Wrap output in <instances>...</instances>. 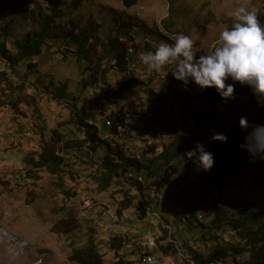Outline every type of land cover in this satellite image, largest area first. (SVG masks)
Returning a JSON list of instances; mask_svg holds the SVG:
<instances>
[{
	"label": "rangeland",
	"instance_id": "obj_1",
	"mask_svg": "<svg viewBox=\"0 0 264 264\" xmlns=\"http://www.w3.org/2000/svg\"><path fill=\"white\" fill-rule=\"evenodd\" d=\"M241 7L256 10L258 19L264 23V0H137V4L129 9L123 5V0H0V25L8 27L9 47L22 42L28 33L38 32L43 22L53 19L56 9L57 14L62 13L61 18L53 20L50 29L52 48L31 61L39 65V72L34 73L37 77L35 85L38 86L35 89L39 94L28 90L34 87L32 85L27 90L20 87L21 82L33 80L32 76L28 80L14 76L13 86L0 82V233L3 237L0 240L3 248L0 250V264L11 263L7 255L9 248L16 252L17 260L13 264H69L72 249L84 247L89 236L95 235L102 252L107 253L110 238L117 234L132 239L136 234L139 235L137 243L125 250V254L129 253V258L134 260L133 264H137L139 257L151 252L142 232L147 229L155 230L158 242L161 239L160 226L164 222L162 223L161 215L150 211L148 206L153 194L147 191L141 193L140 188L135 185L136 181L146 184L139 181L144 180L143 175L131 171L129 175H121L116 179L111 189L101 191L94 175L104 157V151L97 149L93 152L92 143L86 146L81 144L86 138L85 127L75 118V114L81 117L83 115V119L99 127L102 133L99 134L100 138L105 135L100 130L104 129V121L100 108L96 105L98 102L89 97L90 87H83V79H89L88 74H83L86 67L84 62L95 68V61L105 57V46L111 39L116 37L128 41L126 37L129 34L136 47L131 46L129 52L137 53L138 69L155 78L144 87V91L139 87L129 86L122 92L126 102L140 97L145 102L143 108H132L137 111L146 110L153 117L159 103L153 100L149 91L156 94L162 92L167 97V101L163 102L166 115L174 116L175 121L166 123L167 128L153 127L147 133L141 128L145 124L135 127L137 131L135 128L128 129L122 132L129 134L125 136L124 142L117 137L114 140V136L109 135L106 139L113 146L120 141L128 155L139 158L133 155L142 152L144 146H150L157 151L169 141L173 136L171 134L188 129L182 117L186 114L183 110L185 102L193 105L203 117L214 112L217 117L214 130L225 134L228 140L227 143H221L212 141L210 137L206 141L205 149L213 154L214 162L230 174L223 182V196L228 202L246 203L247 206L256 207L259 218L264 221V160L250 162L248 153L239 147L244 143L245 136L244 130L239 126L241 116L246 117L250 124H264V107L258 104L251 89L236 83L234 99L224 103L220 98L217 103L211 104L206 89L200 90L194 83L190 82L187 88L195 89L196 97L189 98L179 89L178 84L182 82L171 75L174 66H165L161 73L156 74L149 72L139 59L140 54L151 50L147 47L148 44L154 49L161 43L171 44L179 33L192 38L198 58L204 51H210L218 44L219 33L230 27L236 11ZM165 19L173 26L170 33L162 27ZM71 23L87 33V44L92 47L87 51L89 61H77V57L70 53L66 54L65 59L59 53L65 52L67 43L64 38ZM122 25L124 28H121ZM128 43L131 45L130 41ZM26 65L24 62L19 66L21 75L27 73ZM104 67H107L106 62ZM2 72L7 75L12 73L8 64L0 59V73ZM118 75L120 74L111 71L104 82L115 86ZM137 77L146 79L140 75ZM130 78L129 75L126 76L125 81L128 82ZM52 81L55 88L50 86ZM101 82L104 83L103 79ZM228 83L233 82L228 80ZM60 85L67 86L65 99L61 100L53 96ZM48 87L52 93L45 90ZM176 91H179V95ZM119 105L129 108V103ZM116 106L108 105L107 109L114 110ZM47 140L60 145L65 159L61 173L52 175L34 172V176L26 174L29 169L27 160L39 153ZM188 165L191 163L180 165L174 184L171 187L166 186L167 189L180 185L185 176H194ZM166 188L164 187V191H167ZM125 193L136 197L135 205L124 211L125 216L119 222H113L110 210L114 209V205L115 209L120 207L119 203L123 201ZM167 203L163 205L171 210L173 204ZM161 211L164 212L163 209ZM137 213H141L142 220L137 217ZM69 214L74 215L78 229L74 230L72 225V233L66 234L67 227L59 223ZM166 217L172 221L170 214ZM198 218L203 221L201 213ZM208 222L206 219L204 223ZM178 228L174 224L175 237L180 239ZM229 231L236 233L232 229H226L225 232L209 231L207 243L203 240L200 242L202 231L196 229L197 234L190 237V247L194 252L207 257L215 245V241L210 239L212 236H217L221 244L235 243L238 240L236 234L234 237L228 236ZM185 233H182L185 239L192 235L188 231ZM166 243H160L159 248ZM177 247L180 249V245L177 244ZM159 251L156 249L154 254L159 258L160 264H195L190 262L192 258H185L180 252L178 256H167ZM244 257L247 258L248 255ZM106 261L113 263L114 259L109 255ZM217 264L233 262L227 259Z\"/></svg>",
	"mask_w": 264,
	"mask_h": 264
},
{
	"label": "trees",
	"instance_id": "obj_2",
	"mask_svg": "<svg viewBox=\"0 0 264 264\" xmlns=\"http://www.w3.org/2000/svg\"><path fill=\"white\" fill-rule=\"evenodd\" d=\"M57 11L56 9L53 19L46 20L42 23L38 32L28 33L22 42L14 43L11 47L7 44L10 34L9 30H7L8 27L7 25H0V59L4 60L12 71L10 75H7L5 72L0 73V82H5L9 86H13L15 80L13 79L14 76H21L20 78L26 80L32 76V78H35V81L33 78L30 82H21L20 87L27 90L29 85H32L34 87L28 90L38 93V90L35 89L38 86L35 85L37 77L34 73L37 74L39 72V65L31 61L41 57L44 52L47 53L52 48L53 45L50 44V29L53 20H58L62 16V13L59 15ZM71 24L64 38V41L67 43L65 52L61 51L59 53L65 59L67 57L66 54L70 53L77 57V61L81 59L89 61L90 57L87 51L91 50L92 47L87 44V33H83L81 29H77L73 23ZM162 27L165 31L169 33L172 32L173 26L168 23L167 19L163 21ZM121 28H124V26L122 25ZM159 37L166 39L163 35H159ZM126 38L130 43L134 41L130 34ZM128 41H122L120 38L116 37L115 39H111L109 44L105 46V57H101V59L95 61V68L91 67V65H86L84 62L86 67L83 74H88L89 79H83V87L84 89L90 87V92H88L89 97L95 98V101L98 102L96 105L97 108H100V115L104 121V129L100 130L105 135H101L100 138L99 134L102 133L99 131V127L83 119V115L81 117L75 114V118L85 127L84 133L86 138L81 141V144L86 146L88 143H92L93 147L91 150L93 152L97 149H102L104 151V157L94 175V179L100 190L103 192L108 191L116 183V179H119L121 175H129V173L133 171L137 173V175L142 174L144 179L143 182L146 183L142 185L136 181L135 184V180H133V184L140 188L141 193L144 191L162 193V198L158 202L148 205L150 211L159 213L164 222V225L162 224V226H160L162 237L160 236L161 239L156 248L160 250V254L178 256L180 252L185 258H192L190 262H195V264H217L227 259H231L233 264H264V221H261L259 218L257 208L247 206L246 203L236 204L234 202H228L224 198L223 182L230 176L229 172L224 167L218 166L214 162L213 168L208 172H204L199 169L194 170L192 167L195 165L193 160H187L194 159L190 158L188 154L193 151L197 143H203L206 146V141L211 137V133L215 129L217 117L214 112H210L206 117H203L196 111L193 105H190L189 102H185L183 110L186 114L182 117L188 129L185 132L171 134L173 136L169 141L164 143L161 149L154 151L150 155H146L142 151V155L139 156V158L128 155L120 141H117L116 146H113L112 143L106 139L109 135L114 136V140H117V137L124 142L125 136L129 135L128 133H121L118 130V122L122 125H124V123L122 115L115 113V111H117L116 109H118L120 103L132 104L134 100L140 97L126 102V97L122 92L129 86L139 87L144 91V87L146 88L155 78L149 73H143L137 67L132 69V67L129 66L131 62L137 63L138 58L135 53L131 54L129 52L130 44ZM24 62L27 64V73L21 75L19 66ZM104 62L107 63L106 68L104 67ZM89 63L91 64V62ZM111 71L120 74L118 75L115 86L104 82L106 80V75ZM139 72L148 77L145 80L139 79V77H137ZM128 75L131 78L126 82V76ZM102 79L104 83L101 82ZM226 83H228V81H226ZM16 84H18V82H16ZM54 85L52 81L50 84L51 88H55ZM178 86L189 98L197 96L195 89L187 88V90H185L182 83H179ZM45 90L52 93L49 87L45 88ZM66 92L67 86L60 85L59 88L55 89L53 96L60 100L65 99ZM149 93L152 94L153 100L155 99L154 101H157L159 105L155 110V115L148 120V122L145 121L146 124L143 123L145 125L142 128H144L145 132L153 127L161 129L167 128L166 123H174L175 121L174 116L166 115V107L163 102L167 101V97L162 92L156 94L153 91H149ZM175 93L179 95V91ZM187 93H190V95H187ZM181 94L182 93H180V95ZM206 95L211 104L217 103L221 98L214 88L206 89ZM41 96L42 95H40V97ZM53 96L51 97L54 98ZM114 104L117 105L114 110L107 109L108 105ZM108 111L110 112L109 114H107ZM191 124L192 126H190ZM129 129L133 130L134 128L131 127ZM59 146L58 143L51 140H47L43 143L41 151L27 160L29 169L26 171V174H33L34 176V172H46L52 175H59L65 163ZM187 162L191 163L188 167L193 172V178L191 176H185L180 185L167 189L166 186L171 187L172 184H174L175 178L180 171V165H184ZM164 187L167 191H164ZM214 191H216V194H214ZM120 193L122 192L120 191ZM135 202V196H129L125 193L123 201L119 203L120 207L115 210L120 220L125 216L124 211L132 208ZM167 202L173 204L171 210L169 207L163 205L168 204ZM161 209H163L164 212H162ZM167 210L169 211L168 216L169 214L172 216V221H169L165 216ZM199 213L203 215V221L198 218ZM137 214V217L142 220L141 213ZM206 219L209 220L208 223H204ZM59 224L67 227L68 230H66V234L72 233L70 230L72 225H74V230L78 229L77 221L73 214H69L68 217ZM174 224L179 227L177 233H179L180 239L175 237ZM164 226L171 227V232ZM196 229L202 231L200 242L202 240L207 243L209 242L207 239L209 231L225 232L226 229L235 230V237H237L238 240L236 241L235 239V243L221 244L220 239L214 235L210 239L213 242L215 241V245L212 247L211 253L207 257H204L201 253L194 252L192 247H190V237H194L197 234L195 232ZM148 231L150 230L147 229L142 232L144 234L143 238ZM186 231L192 234L188 236L189 238L187 239L183 238L182 235V233ZM227 235L230 236V231ZM138 238L139 235L137 234L134 236V239L117 234L110 238L108 242V251L107 253H103L96 241L95 235L89 236L88 242L84 247L72 249L69 264H133L134 260L129 258V253L128 255L125 254V250L129 246L135 245ZM162 242L167 243L159 248ZM176 244H178V246L180 245V249L177 248ZM109 255L114 259L113 263H107L106 259ZM244 255H248V257L245 258Z\"/></svg>",
	"mask_w": 264,
	"mask_h": 264
},
{
	"label": "clouds",
	"instance_id": "obj_3",
	"mask_svg": "<svg viewBox=\"0 0 264 264\" xmlns=\"http://www.w3.org/2000/svg\"><path fill=\"white\" fill-rule=\"evenodd\" d=\"M197 52L192 38L179 33L173 43H161L154 51L140 54L139 59L156 74L165 66H174L171 74L185 90L190 82L200 90L214 88L224 103L235 98L236 83L248 86L264 107V23L256 10L239 8L230 27L219 33L218 44L198 58ZM228 80L233 83H226ZM239 126L245 132L240 149L248 153L252 163L264 160V124H250L241 116ZM211 140L227 143L228 137L213 130ZM189 154L197 169L208 172L213 168L214 156L203 143H197Z\"/></svg>",
	"mask_w": 264,
	"mask_h": 264
},
{
	"label": "bare ground",
	"instance_id": "obj_4",
	"mask_svg": "<svg viewBox=\"0 0 264 264\" xmlns=\"http://www.w3.org/2000/svg\"><path fill=\"white\" fill-rule=\"evenodd\" d=\"M135 43L133 42V43H131V45H130V47L131 46H133L134 48H136L135 47V45H134ZM148 46L151 48V51H154L155 49L154 48H152L151 46H150V44H148ZM136 55H137V53H136ZM125 104V103H124ZM122 108H124L122 105H119V107H118V109H116L117 111H115V113H118V114H121L122 115V119H123V123H124V125H122V124H120L119 122H118V125H117V127H118V130L122 133V132H125L127 129H129V128H135V127H138V126H142L143 125V123H145V121H147L148 122V120H150L151 118H152V115L150 114V113H148V112H146V111H137V110H135L134 108H132V114H133V116L135 117V118H138V122L139 123H142V124H137L136 126H132V124L131 123H129V114H128V112H127V109H122ZM109 112V111H108ZM110 113V112H109ZM111 113H113V112H111ZM115 115V114H114ZM155 115V114H154ZM153 115V116H154ZM116 116V115H115ZM120 116V115H119ZM146 124V123H145ZM142 128V127H141ZM135 130H136V128H135ZM193 167V169L194 170H198L197 169V167H196V165H193L192 166ZM140 181H142L143 182V180H140ZM158 192V191H157ZM152 194H153V191L151 192ZM161 193V192H160ZM159 194V193H158ZM162 194V193H161ZM161 194H159V196H160V199L162 198L161 197ZM168 211V210H167ZM110 212H111V219L112 220H114L113 222H119L120 221V217L118 216V214L116 213V211H115V219L113 218V216H114V209L112 208L111 210H110ZM234 232V231H233ZM158 235V234H157ZM157 237L158 236H155V243H156V245H157V242H158V240H157ZM2 233H0V240H2ZM147 244H148V248L151 250V252L149 253V254H146V255H143V256H141L142 257V259L144 260V262H145V264H153V249H152V247H151V245H150V241L149 240H147ZM146 244V245H147ZM1 249H3L2 247H1V243H0V250ZM7 255H8V259L10 260V264H13L16 260H17V257H16V252H15V250L13 249V248H9L8 250H7ZM141 257H139V262L137 263V264H140V261H141ZM5 258H6V256H5Z\"/></svg>",
	"mask_w": 264,
	"mask_h": 264
},
{
	"label": "built area",
	"instance_id": "obj_5",
	"mask_svg": "<svg viewBox=\"0 0 264 264\" xmlns=\"http://www.w3.org/2000/svg\"><path fill=\"white\" fill-rule=\"evenodd\" d=\"M130 67H132V69H135L136 67L138 68V65L136 64V63H134V62H131V64L129 65ZM139 75L142 77V78H147V75H145V74H142V73H140L139 72ZM143 103H145L144 101H143V99H136V100H134L133 101V103L132 104H129V108H122V109H127V112H128V114H129V123H131L132 124V126H136L137 124H142V123H139L138 122V118H135L134 116H133V114H132V107H142L143 108ZM144 111H146V110H144ZM107 123V122H106ZM13 142V141H12ZM17 144V143H16ZM155 151V149H153V148H150V146H144V150H143V152H144V154H146V155H150L151 153H153ZM133 155V154H132ZM142 154H141V152L140 153H137V155H133V156H141ZM187 160H193V159H187ZM160 200V196H159V194L158 193H154L153 192V195H152V198L151 199H149V201H148V203L149 204H152V203H155V202H158ZM144 205L146 204L144 201H141ZM113 205V204H112ZM115 205H114V216H113V218L115 219ZM168 213H169V211H167L166 212V214H165V216H168ZM105 214V213H104ZM101 215H103L102 213H101ZM160 219H161V217H159ZM162 223H163V221H162ZM166 228H168L169 230H170V232H171V227H169V226H166ZM235 234L236 233H231L230 232V235L232 236V237H234L235 236ZM157 235V233H156V231L155 230H150V231H148L147 233H146V236H144V240H149L150 241V245H151V247H152V249H153V264H160L159 263V258L154 254V251H155V249H156V243H155V236ZM176 246H177V244H176ZM178 248V247H177ZM140 264H145V262H144V260L142 259V257H141V261H140Z\"/></svg>",
	"mask_w": 264,
	"mask_h": 264
},
{
	"label": "water",
	"instance_id": "obj_6",
	"mask_svg": "<svg viewBox=\"0 0 264 264\" xmlns=\"http://www.w3.org/2000/svg\"><path fill=\"white\" fill-rule=\"evenodd\" d=\"M137 4V0H123V5L126 7V8H131L133 7L134 5Z\"/></svg>",
	"mask_w": 264,
	"mask_h": 264
}]
</instances>
